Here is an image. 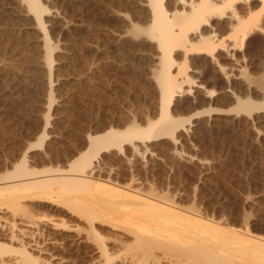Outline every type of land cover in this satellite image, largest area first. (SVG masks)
<instances>
[{
	"label": "rangeland",
	"instance_id": "obj_1",
	"mask_svg": "<svg viewBox=\"0 0 264 264\" xmlns=\"http://www.w3.org/2000/svg\"><path fill=\"white\" fill-rule=\"evenodd\" d=\"M43 1L52 12L44 15L55 46L52 73L33 12L22 0H0V176L22 159L41 174L68 169L89 134L146 126L159 116L153 42L127 34L120 14L143 13L135 0ZM254 4L259 18L244 44L228 40L215 58L195 52L186 59L202 87L172 102L173 116L190 118L175 133L102 151L93 158L88 187L57 181L16 200L0 197V264H23V246L36 255L33 237L47 247L46 261L91 264L99 259L97 234L110 251L125 249L129 227L156 211L150 200L264 237V108L238 105L245 98L264 101V10ZM118 258L113 264H122Z\"/></svg>",
	"mask_w": 264,
	"mask_h": 264
},
{
	"label": "bare ground",
	"instance_id": "obj_2",
	"mask_svg": "<svg viewBox=\"0 0 264 264\" xmlns=\"http://www.w3.org/2000/svg\"><path fill=\"white\" fill-rule=\"evenodd\" d=\"M23 1L29 9L25 8L34 14L37 25L35 26L41 32L39 35L42 39L41 43L44 45L42 48L45 47L43 49L45 56L43 55L42 59H44L49 73H52L55 46L52 45L49 35L50 28L44 18L45 13L47 14L50 10L45 6L43 0H22V3ZM254 1L256 0H135V5H139L143 9V13L136 11L139 14L135 13L133 16H127L131 14L130 12V14L125 13L127 15L120 14H122L121 18L125 25L128 28L130 26L129 30L127 27L125 29L127 34L131 35L133 32V36H136L135 39L138 36H144L143 39L153 42V45H150L153 60L150 70L151 78L153 77L156 82L160 95L159 116L149 120L146 126L130 124L124 129L111 128L96 135L89 134L85 148L72 158L68 169H47L49 173L41 174L39 171L27 167L22 159L12 170L0 176V197L11 196L10 198L16 200V198L24 196L23 193L27 191L42 188L51 189L57 181L76 188L88 187L87 185L92 181L89 175L92 172L90 170L93 167V158L102 151L108 150L114 145L122 149L123 143L131 142L134 139L144 141L151 137L160 138L165 134L175 133L187 118L172 115L170 111L172 102L177 95L192 92L193 89L198 91L202 87V83L189 74L188 66L185 64L186 59L195 52L197 54L205 53L210 58H215L221 50L228 49L229 42L232 40L231 43L236 46L244 44L250 30L257 25L255 22L259 18L258 10H254L256 8H254ZM257 1L261 3V10H264V0ZM136 7L138 9V6ZM135 10L136 8L132 11L135 12ZM50 12L48 13L50 14ZM179 57H183L184 60L177 64ZM215 63L214 65H216ZM49 73L47 74L52 75ZM238 105L241 108L249 107L250 110L251 108L260 109V107L264 108V101L259 102L245 98L238 100ZM39 144L42 145V142ZM68 185H65L67 189ZM133 195L137 194L133 193ZM18 202L17 205L20 209ZM116 202L118 201L116 200ZM147 203L156 206V211L148 214V221L141 220L135 224L133 222V229L127 224L125 225L126 229L129 227L128 230L133 233L132 240L128 241L127 247L124 245L125 249L110 251L104 242L103 235L97 234V238L94 237L99 243V246L97 244L99 259L91 264H113L116 258L119 259L118 257L121 258L122 264H264V237L256 236L258 238H255V235L252 236L247 230L236 232L231 228H222L215 223L200 219L199 216L191 212H182L168 202L160 204L150 200ZM17 205L9 206L14 209ZM91 213L93 215L96 213V216L100 215L94 211ZM100 213L102 212L100 211ZM53 218L50 220L57 221L56 218ZM6 222L10 224L9 226L14 225L12 221ZM112 223L114 224V222ZM122 226L125 227L124 224ZM32 242L37 247H35L37 254H32L23 246L19 251L23 264H55L46 261L41 256L47 247L42 246L40 240L33 237ZM57 258L59 261L64 259L60 256Z\"/></svg>",
	"mask_w": 264,
	"mask_h": 264
}]
</instances>
